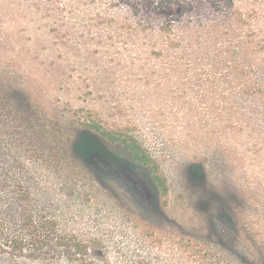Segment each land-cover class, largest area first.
I'll use <instances>...</instances> for the list:
<instances>
[{"label": "rangeland", "instance_id": "374dc122", "mask_svg": "<svg viewBox=\"0 0 264 264\" xmlns=\"http://www.w3.org/2000/svg\"><path fill=\"white\" fill-rule=\"evenodd\" d=\"M138 3L42 0L36 11L27 1L33 14L24 16L17 0H0L5 60L14 59L20 72L13 78L34 94L58 134L19 153L0 126V219L6 207L16 214L15 198L23 196L65 234L90 242L97 264H161L156 243L170 234L250 252L264 238V122L248 138L244 130L216 127L209 90L179 72L168 74L148 40V23H139ZM195 6L186 15L157 13L154 23L176 24L180 17L195 50L194 65L182 69L209 70L213 15L206 3ZM81 108L133 130L167 178V207L128 157L108 158L101 142L73 123L72 112ZM13 220L7 223L19 232ZM0 264L69 263L0 252Z\"/></svg>", "mask_w": 264, "mask_h": 264}, {"label": "trees", "instance_id": "16d2710c", "mask_svg": "<svg viewBox=\"0 0 264 264\" xmlns=\"http://www.w3.org/2000/svg\"><path fill=\"white\" fill-rule=\"evenodd\" d=\"M17 1L24 16L33 14L28 11L31 6L27 5V1L33 3L32 9L41 10L42 0ZM138 1L135 8L139 23H148V40L155 41L151 45L158 51L153 52L167 61L168 74L179 72L178 77L181 75L190 82L198 83L196 86L209 90L210 121L216 127L244 130L247 138L251 136L254 125L264 122V0ZM196 3H206L213 15L210 18L209 70L201 67L182 69L183 65H194L195 50L192 32L181 30L178 26L180 17L175 20L176 24L159 26L154 23L157 13L181 10V14L186 15L197 9ZM54 25L58 24L54 22ZM8 53V49L0 48V126L8 128L6 136L13 148L22 153L26 152L29 144L39 146L38 141L47 144L44 139L56 140L58 134L54 130L55 125L51 124L53 118L37 108L34 94L13 78L20 68L12 63L14 59L5 60ZM203 81L209 83V88L203 86ZM72 115L76 117L73 120L75 125L101 142L100 149L104 155L116 161L121 154L128 157L136 171H143L148 176L160 205H169L167 178L131 128L110 124L91 109L81 108L73 111ZM4 131L0 132V140ZM42 160L47 162V159ZM12 161L14 165L21 163L18 158ZM50 163L51 160L47 162ZM21 179L17 180L20 186ZM15 199L19 201L17 213L10 214L6 207L0 219L1 253L21 259L97 264L90 242L65 234L55 220L24 204L23 196H16ZM12 220L20 224L19 232L7 223ZM221 243L207 247L191 238L170 234L161 236L156 247L161 249V264H264V238H260L250 252L234 250L230 242L228 245ZM224 247L227 250H223Z\"/></svg>", "mask_w": 264, "mask_h": 264}]
</instances>
